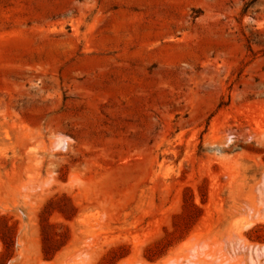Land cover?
I'll return each mask as SVG.
<instances>
[{
	"label": "rangeland",
	"instance_id": "obj_1",
	"mask_svg": "<svg viewBox=\"0 0 264 264\" xmlns=\"http://www.w3.org/2000/svg\"><path fill=\"white\" fill-rule=\"evenodd\" d=\"M0 264H264V0H0Z\"/></svg>",
	"mask_w": 264,
	"mask_h": 264
},
{
	"label": "bare ground",
	"instance_id": "obj_2",
	"mask_svg": "<svg viewBox=\"0 0 264 264\" xmlns=\"http://www.w3.org/2000/svg\"><path fill=\"white\" fill-rule=\"evenodd\" d=\"M190 262V261H189Z\"/></svg>",
	"mask_w": 264,
	"mask_h": 264
}]
</instances>
